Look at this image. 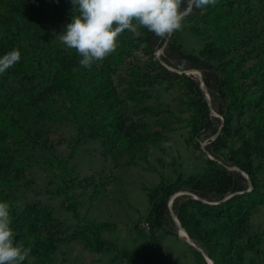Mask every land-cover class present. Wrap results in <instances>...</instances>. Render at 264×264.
<instances>
[{
    "label": "rangeland",
    "instance_id": "374dc122",
    "mask_svg": "<svg viewBox=\"0 0 264 264\" xmlns=\"http://www.w3.org/2000/svg\"><path fill=\"white\" fill-rule=\"evenodd\" d=\"M235 4L238 14L220 27L224 38H233L221 60L227 61L234 83L251 94L254 71L260 63L264 66V0ZM210 7L196 8L177 31L186 52L198 54L206 43H221L214 26L217 18H226L227 7L209 12L202 22L198 16ZM74 15L78 12L71 0H0V35L5 42L14 37L13 49L21 53L20 61L0 74V108L19 122L0 119V202H8L16 215L34 204L51 218L40 215L37 229L26 223V232L36 229L38 242L30 243L22 264H126L118 249L133 251V264H208L173 220L166 219L163 228L152 226L147 196L162 178L167 189L179 172H204L207 158L213 157L205 149L213 136L206 137L193 124L189 85L201 70L165 64L162 45L152 53L142 42L132 46L127 39L137 34L127 30L118 37L115 53L85 68L78 52L59 39ZM5 48L13 50L8 44ZM53 70L75 72L77 93L54 89L48 80ZM139 88L150 97L134 99ZM253 116L248 109L233 116V127L241 132L229 139L226 156L240 144L241 133L250 134ZM252 159L255 166L262 165L256 174L263 184L264 159ZM219 160L228 168L236 166ZM92 223L112 226L101 230L104 242L99 245L85 228ZM243 229L241 244L248 235L261 234L257 249L243 254V264L261 262L264 202L250 211ZM13 232L14 242L24 246Z\"/></svg>",
    "mask_w": 264,
    "mask_h": 264
},
{
    "label": "trees",
    "instance_id": "16d2710c",
    "mask_svg": "<svg viewBox=\"0 0 264 264\" xmlns=\"http://www.w3.org/2000/svg\"><path fill=\"white\" fill-rule=\"evenodd\" d=\"M20 1L23 3L25 0ZM223 6L227 7L224 10L226 18L224 20L217 18L214 26L221 43L219 45L213 42L206 43L198 54L189 53L183 49L177 31L168 37L160 38L146 28L139 27L140 34L129 37L127 43L133 46L136 42H142L146 51L150 53L154 51L156 45H162L161 58L165 64L174 67L199 68L204 86L212 97V104L209 105L199 79H195L189 85L193 93L192 103L195 110L193 124L202 129L206 137L213 136V139H208L205 144L206 151L213 156L207 158L208 168L204 172L187 176L179 172L176 181L169 183L167 189L163 178L157 185L149 188L148 218L152 221V226L163 228L166 219L173 220L168 209V199L177 192L176 190L185 188L190 191L189 194L176 195L171 205L182 226L196 242L202 245L204 252L212 258L213 264H243V254L246 251L256 250L261 241L260 233L248 235L244 244H241L238 239L244 232L243 228L248 221L250 211L264 202V183L260 184L256 174L262 165L255 166L252 159L253 156L264 159V66L260 63L258 69L253 68L255 71L251 84L254 90L251 94H248L249 91L243 86L234 83L227 61L221 60L225 45L229 44L233 38L229 40L224 38L220 27L224 24L229 25L228 22L236 17L239 5L235 4V0H216L213 7L209 6L206 14L198 17L202 22H206L209 12H217V9ZM6 44L10 46V49L15 48L14 37L11 41L5 42L0 35V56L9 52L5 48ZM212 61H218V63L215 65ZM156 63L161 69L168 71L165 64L157 61ZM48 80L50 85L59 92L77 93L75 72L72 70H53L49 73ZM148 97L150 93L146 89L139 88L135 91L134 99L138 101ZM247 109L254 112V116L248 123L250 134L241 133L240 144L226 156L229 139L235 133L241 132V128L233 127V116L241 117ZM213 112L219 113L222 117ZM104 116L111 125L113 120L110 116L108 114ZM2 118L15 124L19 123L13 118H8L5 108H0V119ZM219 157L231 161L239 170L222 165ZM249 179L252 185L250 189ZM40 215H43L46 221L51 219L48 213L38 209L34 204L26 206L21 215H16L14 209L10 208L13 230L18 232L25 248H30V243L33 241L38 242V235L35 233ZM26 223H30L36 229L26 232ZM111 227L103 223H92L85 228L99 245L104 242L100 236L101 230L111 229ZM85 243L88 245L87 240ZM49 245L51 244L48 243L47 248ZM116 251L126 264H133L136 257L133 251L128 249ZM256 264H264V256L263 260Z\"/></svg>",
    "mask_w": 264,
    "mask_h": 264
},
{
    "label": "clouds",
    "instance_id": "9594fccd",
    "mask_svg": "<svg viewBox=\"0 0 264 264\" xmlns=\"http://www.w3.org/2000/svg\"><path fill=\"white\" fill-rule=\"evenodd\" d=\"M71 3L78 15L72 17L59 39L78 52L83 67L90 68L116 52L118 37L126 30L138 34V27H143L165 38L182 30L194 8L214 5L216 0H71ZM20 59L18 49L0 56V74ZM11 222L10 204L0 202V264H22L31 252L14 242Z\"/></svg>",
    "mask_w": 264,
    "mask_h": 264
},
{
    "label": "water",
    "instance_id": "95a60500",
    "mask_svg": "<svg viewBox=\"0 0 264 264\" xmlns=\"http://www.w3.org/2000/svg\"><path fill=\"white\" fill-rule=\"evenodd\" d=\"M162 49H163V47H162ZM199 80H200L201 88H202L203 92L206 94V97H207L208 103H209V105H211V104H212V97H211V95L209 94V92L206 90V88H205V86H204L203 78H202V73H201V72H200V75H199ZM233 168L239 170V168L236 167V166L233 167ZM243 173L245 174L246 177L249 178V176H248L244 171H243ZM249 182H250V187H249V189H250V188L252 187L250 179H249ZM179 193H180V192L177 191V192L173 193V194L169 197V199H168V209H169V212H170V214L172 215L175 224H176V225L179 224V227H181V229H183V230L185 231V233H187L188 237L191 239L190 244H192L195 248H197L198 250H200V251L202 252V254H203V256L205 257V259L207 260L208 264H213V260H212V258H211L210 256H208V255H207V254H206V253H205V252H204V251H203V250L197 245L196 241L192 238V236H191V235L186 231V229L182 226V224H181L180 220L178 219L177 215H176V214L174 213V211L172 210V206H171V205H172V201H173L174 197H175L177 194H179ZM178 232H179V230H178Z\"/></svg>",
    "mask_w": 264,
    "mask_h": 264
},
{
    "label": "bare ground",
    "instance_id": "6f19581e",
    "mask_svg": "<svg viewBox=\"0 0 264 264\" xmlns=\"http://www.w3.org/2000/svg\"><path fill=\"white\" fill-rule=\"evenodd\" d=\"M177 226H178L179 234L190 243L191 239L188 237L187 233H185V231L181 229V227H179V224Z\"/></svg>",
    "mask_w": 264,
    "mask_h": 264
}]
</instances>
